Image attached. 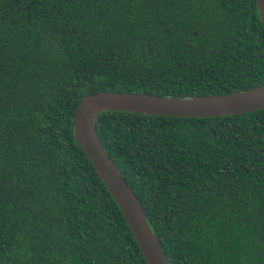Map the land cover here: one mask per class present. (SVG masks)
Here are the masks:
<instances>
[{
	"label": "trees",
	"instance_id": "16d2710c",
	"mask_svg": "<svg viewBox=\"0 0 264 264\" xmlns=\"http://www.w3.org/2000/svg\"><path fill=\"white\" fill-rule=\"evenodd\" d=\"M261 86L255 0H0V264H147L75 140L85 97ZM95 126L168 264H264V109Z\"/></svg>",
	"mask_w": 264,
	"mask_h": 264
},
{
	"label": "water",
	"instance_id": "95a60500",
	"mask_svg": "<svg viewBox=\"0 0 264 264\" xmlns=\"http://www.w3.org/2000/svg\"><path fill=\"white\" fill-rule=\"evenodd\" d=\"M264 24V0H255ZM264 109V86L227 95L163 97L99 92L85 97L73 114L74 137L120 208L147 264H168L147 222L141 203L97 136L95 120L103 111H125L180 118L225 117Z\"/></svg>",
	"mask_w": 264,
	"mask_h": 264
}]
</instances>
